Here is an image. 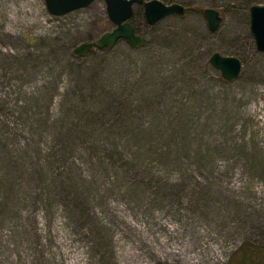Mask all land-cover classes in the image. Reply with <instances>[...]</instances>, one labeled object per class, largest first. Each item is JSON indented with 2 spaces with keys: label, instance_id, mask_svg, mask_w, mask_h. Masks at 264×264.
<instances>
[{
  "label": "rangeland",
  "instance_id": "obj_1",
  "mask_svg": "<svg viewBox=\"0 0 264 264\" xmlns=\"http://www.w3.org/2000/svg\"><path fill=\"white\" fill-rule=\"evenodd\" d=\"M162 1L186 11L136 4L142 44L78 56L115 28L106 0H0V264H264V0Z\"/></svg>",
  "mask_w": 264,
  "mask_h": 264
},
{
  "label": "water",
  "instance_id": "obj_2",
  "mask_svg": "<svg viewBox=\"0 0 264 264\" xmlns=\"http://www.w3.org/2000/svg\"><path fill=\"white\" fill-rule=\"evenodd\" d=\"M96 0H46L49 12L61 16L76 9L88 6ZM110 19L116 25L112 31L104 33L95 42H84L74 49L78 56L85 54L93 47H111L121 39H127L133 46L142 44L144 37L139 34L130 22L136 4L144 6L146 19L150 24H155L170 14H184L185 5L181 3L167 4L162 0H106ZM205 14L209 27L217 30L223 21V16L218 9L206 8ZM251 30L256 41V47L264 52V4H253L250 7ZM211 63L222 72L227 80H234L243 70V61L235 55H225L215 52L211 56Z\"/></svg>",
  "mask_w": 264,
  "mask_h": 264
},
{
  "label": "trees",
  "instance_id": "obj_3",
  "mask_svg": "<svg viewBox=\"0 0 264 264\" xmlns=\"http://www.w3.org/2000/svg\"><path fill=\"white\" fill-rule=\"evenodd\" d=\"M136 28V27H135ZM101 49H104V47H100ZM243 252V251H242ZM240 252V253H242ZM255 253V252H254ZM243 254V253H242ZM240 264V263H239ZM242 264H246V262H243Z\"/></svg>",
  "mask_w": 264,
  "mask_h": 264
}]
</instances>
